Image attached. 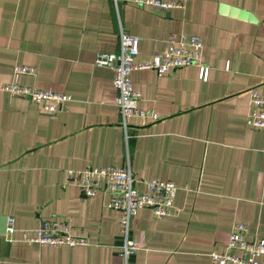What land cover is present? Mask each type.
<instances>
[{"label": "crops", "instance_id": "obj_1", "mask_svg": "<svg viewBox=\"0 0 264 264\" xmlns=\"http://www.w3.org/2000/svg\"><path fill=\"white\" fill-rule=\"evenodd\" d=\"M160 9L131 0H0V83L15 63L34 72L18 83L69 93L47 114L21 95L0 90V215L14 230L0 232V264H117V210L105 193L82 195L65 169L127 165L143 179L173 181L177 212L156 218L148 207L130 219L137 243L132 264H212L235 221L245 238L264 240V128L244 122L251 88L264 95V0H179ZM248 11L252 18L221 7ZM122 29L138 37L142 62L169 33L199 35L207 77L190 64L156 75L130 71L137 106L156 119L120 123L112 71L94 65L97 51L116 52ZM65 219L87 243H25L19 228Z\"/></svg>", "mask_w": 264, "mask_h": 264}, {"label": "built area", "instance_id": "obj_2", "mask_svg": "<svg viewBox=\"0 0 264 264\" xmlns=\"http://www.w3.org/2000/svg\"><path fill=\"white\" fill-rule=\"evenodd\" d=\"M140 5H149L160 9L180 6L179 0H131ZM138 37L122 29L118 32V50L116 52L97 51L93 64L106 66L112 71L111 84L115 89L113 103L117 107L120 123L125 126L128 116L156 119L155 112L137 106L139 90L130 81V71L137 67L152 68L156 75L185 65H196L198 76L205 80L208 66L201 62L202 41L199 35L184 32L169 33L161 49L154 51L142 62H136L135 56ZM34 72V67L15 63L12 67V79L0 83V90L10 95H21L35 102L47 114H53L63 107L70 98L69 93L51 89H39L17 82L19 73ZM249 107L245 114L246 125L264 128V95L251 88L248 95ZM66 177L82 195L105 193L106 207L118 212V231L121 242L117 245V264H132L130 256L137 247L136 241L129 237L130 219L141 207H148L156 218L172 215L177 209L172 208V199L177 185L168 179H143L142 187L134 186L135 175L127 165H88L79 169H65ZM247 225L235 221L230 229L223 251L207 252L212 264H264V240L261 237L245 238ZM14 230L12 217L6 216V233ZM19 238L25 243L56 246L87 243V237L80 228L71 225L65 219L44 218L36 226L19 228Z\"/></svg>", "mask_w": 264, "mask_h": 264}, {"label": "water", "instance_id": "obj_3", "mask_svg": "<svg viewBox=\"0 0 264 264\" xmlns=\"http://www.w3.org/2000/svg\"><path fill=\"white\" fill-rule=\"evenodd\" d=\"M221 7L224 9L230 8V10H232L235 13L237 12L240 15L247 16L248 18H252L251 14L244 9H239L234 6L229 7L226 4H222ZM5 225H6V215H0V232H3L5 230Z\"/></svg>", "mask_w": 264, "mask_h": 264}]
</instances>
